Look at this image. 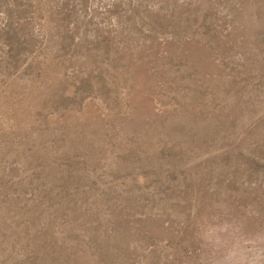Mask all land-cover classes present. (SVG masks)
<instances>
[{
    "label": "rangeland",
    "instance_id": "374dc122",
    "mask_svg": "<svg viewBox=\"0 0 264 264\" xmlns=\"http://www.w3.org/2000/svg\"><path fill=\"white\" fill-rule=\"evenodd\" d=\"M0 264H264V0H0Z\"/></svg>",
    "mask_w": 264,
    "mask_h": 264
}]
</instances>
